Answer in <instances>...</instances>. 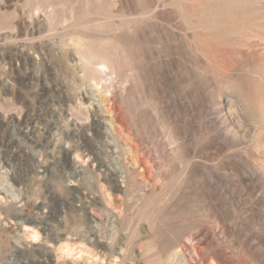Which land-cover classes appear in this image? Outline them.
<instances>
[{"label":"rangeland","instance_id":"obj_1","mask_svg":"<svg viewBox=\"0 0 264 264\" xmlns=\"http://www.w3.org/2000/svg\"><path fill=\"white\" fill-rule=\"evenodd\" d=\"M226 1L0 0V264H73L51 253V236L59 235L83 237L100 250H148L136 257V264H148L172 250L183 230L187 237L217 224L228 229L226 242L264 250V169L256 164L264 163V125L240 106L235 117L243 137L226 142L214 120L217 106L233 95L221 82L225 70L246 91L264 86V79H252L264 78V0H239L233 9ZM71 7L75 37L94 52H107L118 89L127 74L122 53H136L145 100L135 94L129 101L117 90L113 101L101 103V85L83 77L73 31L60 34L57 20ZM65 99L74 105L83 100L80 116L70 117ZM113 105L120 137L110 125ZM88 116L91 130L84 126ZM163 119L176 130L178 154L164 146ZM66 132L77 151L63 139ZM120 140L137 150L124 151ZM125 154L144 160L149 172L127 178ZM188 163L192 169L186 170ZM185 171L191 175L182 182ZM111 174L117 185L109 182ZM163 193L172 207L139 213L146 198ZM32 218L42 239L51 234L50 242L22 236L19 229ZM40 244L51 254L37 253Z\"/></svg>","mask_w":264,"mask_h":264},{"label":"bare ground","instance_id":"obj_2","mask_svg":"<svg viewBox=\"0 0 264 264\" xmlns=\"http://www.w3.org/2000/svg\"><path fill=\"white\" fill-rule=\"evenodd\" d=\"M227 1L224 2V4L225 5L228 4L227 6H229L231 9L235 8L237 6V3L239 2V0H227ZM225 5H222L221 7L223 6L225 7ZM50 12L46 11V14L50 15L51 14ZM68 19H69V23L67 22ZM57 21L58 24L62 25V31L60 33L62 37L66 36L67 34L66 31L67 32L69 30L73 31V36L70 39V41L74 44V47H77L76 49L78 50L79 53V62L83 68V73H84L83 77L85 80L93 81L95 85H101L99 89L100 92L99 97L101 103L109 102L111 100L113 101L114 96L117 94V90H119V94L122 98L129 99V101L132 100V96L135 94L141 96L145 100L146 98L145 87H144L145 73L142 66L137 60L136 53L133 50L123 51L122 57L121 59H119L120 66L122 68L124 67V69L127 70L126 71L127 74L125 75L124 81L121 83V87H119L118 89L117 87L114 86L115 66L113 65L112 61L109 59L107 52L104 51L94 52L92 51V49H90L89 42L75 37L74 31H76L78 27V23L76 22V18H75V9L71 7L69 9L68 14H65L62 18H58ZM53 22L50 21L49 24L52 25ZM8 31L15 32V28L10 27ZM8 31H7V35H8ZM224 72H225L224 73L225 76L221 78V82L226 83L225 85L231 87L232 89L231 92H233V95L231 93L232 97L230 98L228 97L229 101L227 105H224V103H220V104L216 103V101L214 100L215 101L214 103L216 105L219 104L217 106L218 112L214 115V120L216 121V123H218L221 126L219 134L221 135L223 140L226 142L229 141L235 142L243 137L239 134L237 130L238 123L240 121L238 119L236 120L235 117V115L238 114L239 112L238 110L240 109V106H243V109L245 108L250 112L256 124L264 125V91H262V89H264V86L261 85L263 87V88L261 87L262 89L260 88L261 90L260 89L258 90L257 89L258 86H256L255 88L257 89V91L255 90V93L249 90L246 91L242 87V85L238 84V82L233 79V77L229 74L230 73L229 71L225 70ZM252 79L257 84L258 83L262 84L261 80L264 78L253 76ZM128 86L130 87L128 88ZM110 87L113 88V92L108 94L109 90H107V88L109 89ZM219 96L222 97V95ZM82 101L83 100L81 99L80 105L83 104ZM69 102L70 100L65 99L63 106L69 105L70 117L75 118L77 116H80L81 115L80 105H74L71 104V102L69 104ZM61 107L60 109H62ZM112 107L115 110L116 114L113 116V119L110 121V125L113 130V133H116L118 137H120L121 130L118 128V126H116L117 124H115L117 122L121 123L118 113L119 108L116 105L115 106L113 105ZM224 111L226 112L222 113ZM61 113L62 112H60V114ZM143 117H145L144 114ZM84 122H85L84 126H86V128L91 130L92 124L91 121L89 122V116L86 117ZM160 123H161L160 125H162V127L168 133L167 141L164 143V146L170 145L169 147V149L171 150L170 152L173 153V155L176 153L178 154L180 149V143L177 141L176 130L171 127V124L167 120L163 119L162 121H160ZM76 125L75 127H78V125L77 126ZM69 132H66V134L63 136V139L68 141L71 140L70 143H72V145L70 148H73L77 151V144L73 143L71 138V133ZM152 134H154L155 136L157 135L154 129L152 130ZM122 146L124 148V151H128L131 154L135 150H137V147H135V145L133 144H130L127 140H123ZM185 155H186L185 153L182 152L179 153L180 158H184ZM206 155L211 156L212 153L208 152ZM82 156L78 154L77 160H80ZM99 160L101 164L103 161L102 159ZM123 160L125 163V173L127 175V178L133 172L138 173L143 171L145 173L148 171L147 164L142 159H136L131 157L129 154H125L123 156ZM256 164H258V168L260 170L264 169V166L262 165L264 163H262L261 160H257ZM187 169H192L191 163H188L186 165V170ZM114 175L115 174H111V176L108 175L107 178L109 182H112L113 185H117L118 180ZM190 175L191 172L189 173L188 171H185L182 177L180 178V180L183 182L186 178L188 179ZM123 184H122L123 187L124 186L127 187V180ZM101 189L102 191L103 189H105L103 184L101 185ZM103 196H105L107 204L108 203L112 204V195L109 192V190L105 189ZM169 200L170 197L167 196L166 193H163L160 199L148 197L140 207L139 213L150 212L153 214L157 212L160 214L164 209V207H161V205L170 206L172 204L170 203ZM172 206L173 204L171 205V207ZM1 210L2 209L0 208V211ZM7 212L8 211L6 212L4 211L5 214H7ZM14 214L13 215L9 214V215L16 217ZM34 221H35L34 218L25 220L23 224L24 227L22 226V228L19 229V231L22 233V236L25 239H27V241L28 240L31 241V243H36L37 241H40L41 243L42 242L41 240H45L46 242L47 241L50 242L51 240V243L55 242L52 245L50 244L51 247L49 245L51 250H53L51 251V253L55 254L57 259H64L65 261L73 259V261H71L73 264H87V262L89 264H136V257L143 256L148 251V250L142 251L140 249L136 254L134 252L129 254L124 245L120 246L118 252H115L113 250V246L109 250H102V249L100 250L98 249V244L91 242L90 244H87L86 242H84L85 239L83 237L73 239L68 236L67 237L65 236L66 238L63 236L65 238L63 239L62 237H59L60 236L59 235L57 237L51 236L52 238L50 239L49 237L51 234H49V236H46L42 239L41 238L42 232L40 231L39 227L34 226L32 224L34 223ZM152 229H154V226H152ZM228 232L229 231L225 225L217 224L216 227L203 226L201 228H198L196 231L191 232L186 237L187 229H185L183 230V233L179 234L173 241L174 247L172 250H169L166 255L160 256L156 260H150L148 264H263V261L260 260L262 257H264V250L262 248L258 247L255 251H251V249L245 248L242 244L236 243L235 241L230 240V242H226V238H227L226 235L228 234ZM114 244H116V241ZM25 248L27 247L25 246ZM30 250L34 252V249H30ZM37 253H39L40 255H44L49 252L48 250L46 251L44 249V244L43 245L40 244V246H38ZM20 254L24 255L25 251L24 250L21 251Z\"/></svg>","mask_w":264,"mask_h":264}]
</instances>
